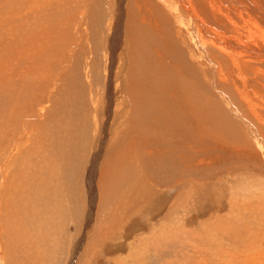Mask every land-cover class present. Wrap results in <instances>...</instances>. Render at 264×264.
Listing matches in <instances>:
<instances>
[{"label": "rangeland", "instance_id": "rangeland-1", "mask_svg": "<svg viewBox=\"0 0 264 264\" xmlns=\"http://www.w3.org/2000/svg\"><path fill=\"white\" fill-rule=\"evenodd\" d=\"M156 1H151L149 8L158 14L151 17L158 18L159 27L156 23L150 25L149 18L136 26L133 23L136 19L129 18L131 21L127 19L129 22L126 20L124 27L129 38L136 32L140 37L134 27L146 32L148 38L141 45L145 44L159 63L148 68L130 61L137 69L124 75L128 81L125 90L139 95L149 110L161 112L151 102L160 98L162 85L175 78L170 43L176 52L181 51V67L198 76L204 100L211 102V108L217 111L202 109L204 126L196 147L187 144L182 153L184 160L177 157L173 164H163L162 151L154 150L144 136L132 139L139 145L138 156L149 163L150 176L137 167L140 172L137 174L135 169L132 185L111 194L107 181L112 172L108 168L99 175L97 191L94 185L87 184L92 162L89 151L93 144L87 140L91 130H83L82 123L83 116L86 118L88 112L93 114L95 106H106L102 97H97L103 94L107 63L105 47L101 50L99 47L108 36L106 25L108 14L114 9L113 0H0V93L6 92L0 95V177L6 171L16 173L14 167L23 152V147H18L20 154L15 153L5 163L11 148L9 138L23 133V123L35 119L26 112L28 109L9 108L15 90L27 95L30 107L39 97L45 100L42 105H47L48 113L44 125L32 123L28 137L40 140L41 136L45 154L58 159L55 169L51 168L55 175L50 174L49 184L46 182L48 213L32 220L46 231L40 234L47 243L33 247L35 253L25 257L24 252L34 243H30L29 232L24 233L14 252L10 247L5 249L0 264H264V155L259 146H264V77L260 83L250 84L254 73L247 69L241 75L242 69L230 67L231 61L224 59L222 51L226 40L235 36L234 24L248 27L253 23L252 30L260 28L264 35V0H246L252 8L240 20L227 0H212L215 9L232 17L228 20L217 15L221 26L213 17L217 10L212 12L209 0H191L196 11L194 17L177 5L175 9L174 0ZM154 25L157 30L152 28ZM25 28H30L31 34L33 30L29 40L25 38ZM261 33L258 31L259 36ZM135 37L131 38V44ZM127 39L121 41L119 48L123 49V43L128 44ZM159 39L167 42L162 43L170 48L169 52L155 47V44L163 46ZM214 40H219V44L215 45ZM258 68L264 72V68ZM71 77H76L78 82L67 89ZM183 79L177 77L174 89L169 86L171 94L180 93ZM120 82L121 79L113 80L110 85L113 92L120 89ZM41 87L55 89L49 102L41 96ZM72 90L74 94L68 95ZM219 112L220 117L216 115ZM138 113L133 119L136 126L139 107ZM53 118H57L56 126ZM223 119L241 130L242 136L236 137L235 144L229 142L227 133L219 131L225 128ZM242 119L248 123L244 124ZM169 128L175 130V124ZM57 131L60 141L52 138ZM102 142L105 147L107 140ZM6 176L10 175L6 173ZM115 176L120 180L117 173ZM94 190L96 199L91 203L90 193ZM43 205L44 201L36 207L42 209ZM88 220L92 225L86 229ZM32 236L39 238L36 232ZM73 250H76L74 255Z\"/></svg>", "mask_w": 264, "mask_h": 264}, {"label": "bare ground", "instance_id": "bare-ground-1", "mask_svg": "<svg viewBox=\"0 0 264 264\" xmlns=\"http://www.w3.org/2000/svg\"><path fill=\"white\" fill-rule=\"evenodd\" d=\"M151 1L153 0H148V1L147 0H115V1L113 0V2L111 3L114 9L112 8L111 13L109 12L108 14L109 15L108 17H110L108 19L109 22L106 25L108 28V36L106 37V39H103L104 40L103 45H100L99 47V50H101L103 46L105 47V50H106L105 53H107L105 54V58L107 60V63H106V79H105V84L103 87V94H98L97 97H102L106 106H103L101 108H98V106H95L93 110V114L89 112L87 113L86 115L87 119L84 118L83 116V123H82L83 130L84 128H86V130L87 128L91 130L90 138H88L87 136V140H89V143L93 144L92 146L90 145L91 147L89 151L90 152L89 156L91 158L90 161L92 162H91V167L89 166L90 168H89V175H88V177L90 178V181L87 184H89V186L94 185V187L96 188V191H97V186H98L97 182L101 181L99 180V175L104 172L105 168L106 170L108 168L109 170L107 171H110V173L112 172L111 174L112 177L110 178V181L109 180L107 181L108 183L110 182V186H107V187L111 188L110 190L111 194L113 193V191L117 193L119 191H122L124 188H126V185L127 186L132 185V179L134 177L135 169H136L137 174L138 172L142 171L144 172L145 176H150V170H149L150 168L147 166L149 163L144 161L141 157L138 156L139 145L136 141L132 139H136L139 136H144L146 140L148 141L149 145L154 150L159 149L162 151L163 157L161 159V162L163 164H169V163L173 164L175 163L177 157L180 160L182 159L184 160V158L182 157V153L184 151L183 148H186L187 144L191 145L192 148L196 147L195 144L198 142L197 140H199L200 138V133H202L201 132L202 126H204L202 125L203 122H202V117H201L202 109L203 110L211 109V112L217 111L215 108L213 107L211 108V106H213L211 102H206L204 100L203 92H202V85L199 81L198 76L194 72L183 69L181 67L179 63L180 61L179 52L181 51L176 52L173 48L174 46H172L170 43L169 45L172 48L171 57L173 58L175 62L174 64L175 78L174 80H170V81L168 80L167 82H165V84L162 85L164 88L161 87L162 94L160 98L151 102V105L161 110V112L155 113L154 111L149 110L146 104L141 101L139 95L129 93L125 90V87L128 81L124 78V75L127 72H131L137 69L136 66L139 64H140V67H148V68L152 67L153 68V67H156V64L158 62V61L156 62L151 57L150 51L145 47V44L141 45V43H143L142 41L148 38L145 36L146 32L145 33L142 32L143 33L142 34L140 32L141 27H139L140 30L137 27L136 28L134 27L135 31L137 30L139 31L140 37L136 35L137 33L136 32L134 33L135 35L130 36L129 38V35L128 36L125 35L127 32V29L125 32V27H124L126 20L129 18L136 19V21L133 22L135 23V26L137 22L143 25L144 23H146V21H148V18H149V21H151L150 25L155 24L158 18L156 20L153 18L155 17L154 15H158V14L154 10L152 11V9L149 8ZM165 1L167 2V0H164L163 3ZM209 1L212 2L210 4L212 12L217 10L216 12L217 14H213V17H216L217 21H218L217 15L223 16V18L225 17L228 20H232V17L229 18L228 15H223L220 12L221 9H215L214 6L216 4H214L212 0H209ZM227 2L233 8L231 9L235 11V17L237 20H240L241 19L240 16L243 13H248V11L251 10L252 8V5L249 6L246 0H227ZM127 4H129V6L126 10ZM173 5H175L174 6L175 9L177 5L179 9L188 13L190 17H194L193 14L196 13V11L194 10L192 6L191 0H174ZM173 5L171 4V6ZM229 13L232 14V11H230ZM151 16L152 17L154 16V17L152 18ZM131 19H129V21H131ZM44 21L45 20H43L42 22ZM129 21L127 20L126 23H128ZM152 21L154 23H152ZM218 23L220 26L222 25L219 21ZM155 25L156 27H159L157 26L158 23H156ZM155 25L152 26L153 29ZM252 26H253V23L250 24V26L248 27H242L237 24H234L235 36L234 38H228V40H226V43L223 44V47H224L223 50L222 49L221 50L225 54L223 56L224 59L226 60V57H227V59L231 61L229 62L230 67H235L236 70L242 69V71L239 72L241 75H245L246 74L245 70L249 69L250 72H253L255 76L252 81H249V83L257 84L261 82L260 78L264 77L263 75L264 72L258 68V67L264 68V35L262 34L263 32L261 33L260 28L258 29V28L253 27L255 30H252L251 28ZM145 27H148V26H145ZM156 27L155 29L157 30ZM37 28H40V27H37ZM25 29L26 30L24 32L27 33V36L25 38L26 40H29L30 37L32 38L31 35L33 34V30L31 34L30 28L29 29L25 28ZM96 29H97V26H96ZM258 31L261 33V36L258 35ZM150 32L151 31H149V33ZM156 32L158 33V31H155V33ZM151 34H154V32H152ZM125 36L128 37L127 40L129 41H128V44L123 43L122 44L123 49H121L119 47L121 46V41H125L126 39ZM135 36H137V38ZM122 37L123 38L125 37V39L123 40ZM133 37H135L136 39H134L133 43L131 44V41H132L131 38ZM149 37L151 38V36ZM137 39H139V41L135 42ZM152 41H155V40L153 39ZM160 42L163 46L159 44L158 45L155 44V47H161L163 51L169 52L170 48L163 44V43L167 44V42L163 39H159L158 43ZM219 42H220L219 40H214L213 43L216 45V43L219 44ZM140 57L144 61H139L141 60ZM130 61H134L135 63L137 62L138 64L137 63H136L137 65L131 64ZM254 65L256 66V68L253 67ZM114 72H117V74L115 75ZM177 77L184 78L183 84L180 87L181 91L179 94H171L170 93L171 91L169 90V86L172 87L173 89L174 87H176L175 80L177 79ZM188 78H190V80H188ZM69 79L67 80L68 82L66 83V86H65L67 87V89L72 88V84L74 85V83L78 82L76 77H71V79L70 80ZM120 79H121L120 89L113 92L112 87L110 86L111 83L113 82V80L115 81V80H120ZM107 83H108V86H107ZM7 85H8V82H7ZM12 85L13 84H11V88H12ZM257 86H260V85H257ZM55 89H56V86H55ZM55 89H51L47 87L45 89L42 88L43 94L41 96L43 98H46L48 100L47 102H49V99L54 96L53 90ZM16 91L18 92V94ZM21 91L15 90L16 96L12 99V102L9 108L17 110V111H21L20 109L22 110L28 109L29 111H26V112L35 119L34 121H27L23 123L22 125L23 133L19 132L17 133V135H12L9 138L10 139L9 142L11 143V148H10L8 156L5 159V163H7L9 159L11 158V156L14 155L15 153L20 154L18 153V147L20 146L23 147V152L19 155V160L14 167V169L16 170V173L9 174V172L6 171V173L10 175L9 177H7L3 168H1L4 173H2V177H0L1 178L0 180V261L3 260V256L5 255L6 248L10 247L12 249L11 252L15 251V250L13 251V249L16 248L15 247L16 243H18L20 239H22L24 233L29 232L30 239L32 238V241L30 243H34L32 247H30V249L24 252L26 253L25 257H31V255H33V252H34L33 247L39 248L40 244L42 246V244L44 245L45 243H47V241L45 242L44 240L45 237L41 235L43 234V232H46V231L43 229L42 226L38 225L32 220H39L41 219L40 217H42L43 214L45 215V213H48L47 210L49 209L48 204L50 200H49V195L47 198L48 193L46 189V182L47 184H49L48 176H50V174L55 175L54 170L51 171V168L55 169L56 162H58V159L56 161L54 160V158H52V156L45 154L46 147H44L45 145L43 142L44 139L41 136H40V140H38V138L34 140V139H31V137H28L29 127L32 123L36 122L39 126L44 125L43 122L46 120V115L48 113L47 111L48 108H46L47 105L46 106L42 105L43 102H45V100L39 97L30 107L29 106L30 101H28L27 95L25 93L24 95H22ZM5 93L6 92L0 93V95H3ZM44 94L45 95L47 94V96L45 97ZM71 94H74L73 90L69 92L68 95H71ZM66 98L68 99L67 96ZM23 99H26V100H23ZM70 100H71V97H70ZM72 100H75V99H72ZM36 104L38 108L36 107ZM138 107L140 108V117L137 121V126H136L133 119L135 116L139 114ZM218 114H219L218 117H220L221 112L216 113V115ZM30 115L26 117H29ZM102 116H104L103 119H101ZM89 117L90 119L88 120ZM206 118H209V114L206 115ZM210 118H211V115H210ZM55 119L53 118L54 125L56 122ZM87 121H89L90 124H87ZM221 121L224 123L223 127L225 128H221L219 131L227 133L228 135L227 138L229 142H232L233 144H235L237 142V140H235L236 137L239 138L242 136L241 130L237 127L238 125L236 126L232 124L231 122H227V120L225 121L224 119ZM243 123L247 124L248 122H244L243 120ZM173 124H175V127H176L175 130H171V128H169ZM89 126L92 128H90ZM205 127L207 126L205 125ZM250 127H252V125H250ZM52 138H59L57 141H60L59 131L55 132V135L52 136ZM105 139L107 140V145L104 147L102 141H105ZM82 145L84 146V144ZM88 146L89 144L86 145V147ZM259 146L261 150L263 149L262 153L264 155V146H261V145ZM46 155L49 157L47 158ZM62 157H64V155H62L61 158ZM238 157L239 156H237V158ZM67 165H69V163ZM137 167H139V169L141 170L138 171ZM116 173L120 180L115 179ZM112 179H113V183L111 182ZM52 181L53 180L51 179L50 182ZM138 181H139V178H138ZM157 181L164 182L165 179L163 180L158 179ZM61 183L62 182H60L59 184ZM37 185H39L38 188H37ZM91 191H92V188H91ZM94 191L93 193H90L89 200H91V203H95L96 191L95 192ZM101 195H102V192H100V196ZM55 196L53 198H55ZM43 201H44V205L42 207L43 210L40 208H37L36 205H38L39 207V204ZM1 211L3 213V218H1L2 217ZM2 220H4L5 224H2ZM90 223H91V220H88V222H85L84 226L86 229L87 227L92 225V224L90 225ZM34 232L39 234L38 239L37 237L32 236ZM24 240L25 239L23 238V241ZM74 248H76L77 250V247H74ZM75 251L73 250V255ZM25 259L30 261V258H25Z\"/></svg>", "mask_w": 264, "mask_h": 264}]
</instances>
